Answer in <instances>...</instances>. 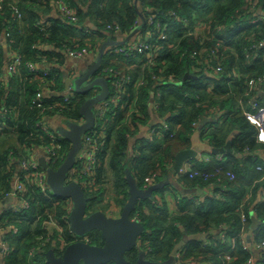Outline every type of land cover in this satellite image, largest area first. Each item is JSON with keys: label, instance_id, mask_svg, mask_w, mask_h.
Here are the masks:
<instances>
[{"label": "trees", "instance_id": "trees-1", "mask_svg": "<svg viewBox=\"0 0 264 264\" xmlns=\"http://www.w3.org/2000/svg\"><path fill=\"white\" fill-rule=\"evenodd\" d=\"M15 1L22 13L21 18L13 19L11 6L14 2L7 0L0 5V34L9 33L4 39L6 50L0 43V114L5 113L4 116L0 115V190L7 192L12 187L16 174L11 164L13 157L21 158V150L25 152L27 148L52 144L38 122L53 116L55 110L42 111V107L34 105L41 80L28 70L26 63L50 64L46 68L50 75L46 76L45 81L52 79L54 84L45 85L49 95H44L43 106H47L61 99L53 92L64 89V78L53 64L64 58L65 45L96 49L107 36H114L112 30L105 29L106 25H118L124 32L131 31L139 15V7L144 14L152 10L165 15L168 10L174 9L190 18L192 15L204 18L214 27L223 26L220 37L230 47L221 53L223 71L214 75L216 78L211 88L206 82L210 76L205 71L203 75L200 70L197 71L199 77H186V71L193 65L190 54L200 48L206 49L209 43L200 45L194 37H182L184 31L181 25L170 19L167 20L173 26L174 33L169 41L159 42L158 46L162 49L157 65L150 68L144 65L141 55H134L130 59L123 57L122 61L114 63L119 68L127 63L138 66V69L130 71L133 81L127 85L126 94L122 97V101L127 106L132 105L134 110L128 112L127 108L115 106L101 120L105 133L104 145L98 152L97 185L86 193L87 209L89 212H106L111 204L104 202L109 187L113 188L114 202L123 206L129 196L127 170L140 187H143L145 177L155 173L156 181L165 179L159 192L170 189V172L173 171L175 154L190 146L193 123L210 117L211 120L203 124L200 130L201 139L216 147H223L230 140L232 150L248 147L250 151L259 150V156H237L233 151L227 153L229 161L226 165L236 177H222L225 190L221 197L178 194L180 212L172 216L163 198L162 202L155 200L156 197L144 198L137 202L131 216L144 226L140 235L141 246L149 249L146 257L153 261L172 264V250L182 241L184 234L196 235V238H189L183 243V257L196 258L199 264H246L249 257L255 256L256 244L264 240V223L252 231L251 250L245 248L241 239L250 229L252 213L264 222V199L259 195L264 186V169L257 168L264 166V142L257 139L255 125L246 118L245 112L252 105L249 101L251 97L245 91L247 78L264 73V47L250 49L254 42L264 38V13H261L262 21L252 23V15L246 11L252 2L263 8L264 0H138V7L135 0H105V3L102 0H67L78 9L77 20L73 22L54 16V6L50 0L45 3L37 0ZM40 19L45 25L43 31L35 26ZM175 40H180L177 51L169 50V44ZM42 45L54 48L48 50ZM11 49H17L21 55V75L6 78L4 70ZM110 56L113 55L106 51L102 63H108ZM205 60L210 61V56L206 55ZM161 69L165 70L164 73L160 72ZM235 71L239 73L238 76L234 75ZM152 73L164 76L174 73L180 82L159 86L151 79ZM142 75L147 78V84L137 86L136 79ZM154 90H159L161 95L158 117H165L169 123L179 124L180 128L175 137L151 141L146 137L138 138L130 155V136H136L143 124L150 120V99ZM92 94V90L76 93L73 104L64 111V116L79 118L80 104ZM257 102L264 106V98ZM213 107L218 109L219 114L215 120L211 116ZM60 144L61 153L70 147V141L66 138H61ZM176 179L186 188H205L206 181L201 177L176 176ZM27 189L30 193L29 207L20 211L7 209L0 213V225L7 222L19 227V234L11 241L13 251L4 261L5 264H50L46 261L47 250L53 248L60 255L61 243L75 240L68 225L63 223L68 215V201L42 192L35 184H28ZM241 213L245 214V220ZM50 217L63 224L61 233L54 231L58 241L55 247L44 240L47 230L43 220ZM223 224H227V227L224 228ZM223 232L227 240L219 237ZM200 234L206 236L202 238L198 236ZM85 237L92 244L101 245L104 242L99 230H92ZM141 250L140 245L130 249L126 252V258L136 261ZM258 254V257H264V248L259 249ZM105 264L115 263L110 261Z\"/></svg>", "mask_w": 264, "mask_h": 264}, {"label": "built area", "instance_id": "built-area-1", "mask_svg": "<svg viewBox=\"0 0 264 264\" xmlns=\"http://www.w3.org/2000/svg\"><path fill=\"white\" fill-rule=\"evenodd\" d=\"M7 0H0V5ZM14 2L11 6L13 10V19L21 18L22 13L18 6L16 5L15 0H9ZM39 3H45L47 0H37ZM53 4L54 8H56L59 13L62 16V19L68 22H73L77 20V14L78 9L75 5L71 4L67 0H50ZM103 3H105V0H102ZM136 6L138 7L140 4L138 0H135ZM249 14L252 15L250 22L257 23L259 21L263 20V16L261 13H264L263 8L260 6L255 5L253 2L247 6ZM139 15L137 19L134 22L133 28L131 31L126 32L129 37L132 38V40H126V41H113L115 42L112 45H109L108 49L106 50L109 52V54H112L113 56L109 57L108 63H102L98 67L97 71L94 73L93 77H107L108 83H109V94L108 96L100 103L97 104V106L94 109L95 112V122L91 129H89L84 137L82 146L76 155V161L75 163L70 167L68 171V175L66 178V182L69 181H76L84 188L85 193L90 191V189H93L97 185V178H96V170L97 167L100 164V159L98 156V152L101 149V147L104 145V137L105 133L102 130L101 126V120L105 118V116L115 108V106L120 107L121 109L127 108L128 112H131L134 110V107L127 106L122 101L123 95L126 94V87L129 83L133 81V77L130 73L132 71L131 68L138 69L137 65H129L128 63L123 65V67L119 68L115 66V62H118L119 60L122 61L123 57H126L130 59V57L134 55H141L142 61H144V65H147L149 68L151 66L157 65L159 61V57L161 54V46H158L159 42L162 43L163 41L168 40L170 36L174 33L173 26H170L167 19H170L174 21L176 24L181 25L183 28V36L182 37H194L195 39L199 40L200 45H203L204 43H209V46L206 49H198L194 50L193 53L190 54V56L193 58V65H190L189 69L186 71V74H189L188 77H199L197 71L200 70L201 75L204 74V71L208 73L210 76L209 79H207L208 87L211 88L213 85L215 78L214 75L220 74L223 71V65H222V58L221 53L223 49L230 48L229 46L225 45L223 42L222 37H220V34H222V25L212 26L210 23H208L204 18L198 17L197 15H192L190 17L186 15H182L179 12H177L174 9H170L166 12L165 15L155 13L152 10L148 11L147 14H144L142 12V9L139 7ZM168 16V17H164ZM35 26L40 29L41 31L45 30V25L42 19L35 22ZM136 34L132 37L131 33L134 29H136ZM105 29L112 30L114 33L117 32H124L121 30V28L118 25H106ZM89 30V29H88ZM91 31V30H90ZM88 31V33H90ZM6 36H9L8 32H4L0 34V43L1 41H4L6 39ZM108 41H112L108 39ZM180 40H175L174 43L169 44V50H175L177 51L178 42ZM6 43V42H5ZM53 47V46H52ZM258 47H264V38L259 39L258 41L254 42L250 49H257ZM9 58L7 60L4 75L6 78L8 76H18L21 75V67H22V59L21 55L17 51V49H11ZM63 52L65 55L71 56V57H87L91 53L96 55V49H91L90 46H84L81 48H72L65 45ZM105 54V53H104ZM206 55L210 56V61H206ZM163 63H165L163 61ZM27 68L32 73L37 74L38 78L41 80V86L39 87L36 97L34 99V105L37 107H42V111L48 110V109H54L55 114L57 116H62L67 121V127L66 129H69V122L74 123H82L83 118L80 116L79 118H66L64 116V111L70 109L71 105L74 102L75 94L73 90L71 91V84L67 87L68 91L67 93H60L58 91L53 92L54 95H60L61 99L55 103L49 104L47 106H43L44 104V95L49 93L47 92L45 85H53L54 81L52 79H48L45 81V78L47 75H50V72L46 68H40L39 65H37L34 62H27L26 63ZM204 65H206V68L204 69ZM130 68V69H128ZM202 68V69H200ZM101 70V71H100ZM100 71V72H99ZM164 69H161L160 72L164 73ZM185 74V75H186ZM238 72H234V75L238 76ZM74 74H71L67 78L74 79L77 78L74 76V78H70ZM151 79L157 83V85L162 86L166 83H179V78L174 74L170 73L167 76H164V74H151ZM147 78H145V75L139 76L136 79V85H144L147 84ZM247 82V89L245 91L246 95L250 96V105H252V108L245 112L246 118L255 125L257 129L256 137L259 141L264 142V106L259 105L257 100H260V98H264V73L261 75H258L256 77H250L246 79ZM65 83V80H64ZM64 91V90H63ZM100 91L99 87L92 88L93 95L98 93ZM51 93V92H50ZM160 92L159 90L153 91L151 93V99H150V120L149 122H146L143 124L141 130L144 129L143 137H146L148 140H154V139H164L165 137H175V135L178 132V129L180 128L179 124L175 123H169L165 117H158V108L160 105ZM211 116H213V119H217L218 109L211 108ZM0 115L4 116L5 113H1ZM50 117V116H49ZM48 118V117H47ZM211 120V118H208ZM202 121V120H201ZM201 121H195L193 123L194 132L198 131L200 134V130L203 126ZM38 126L40 129L44 131V133L50 137L52 144L51 145H44L42 146V149L45 153V158L49 163V166L57 169L65 160L67 153L70 149H67L65 153H61L62 145L60 144V139L63 138L59 132L54 131L46 119L43 118V120L38 122ZM204 142H207L203 139H201ZM208 143V142H207ZM71 145V143H70ZM233 153L237 156H248L253 154H258L259 156V150L250 151L248 147H245L243 150L234 151ZM14 157L11 160V164L13 163ZM229 161V157L227 156V152H223L221 154H213L208 151H202L198 153V156H192L186 158L179 169V171L175 172L176 176H184L189 178L194 177H201L203 178L206 183L204 185L205 187V193L221 197L223 191L225 190V186L221 183L222 177L226 176L229 179H235L236 175L234 171L230 167H228L226 164ZM14 165V164H13ZM206 165H213V167H207ZM258 170L264 169L263 165H260L257 167ZM15 177L12 182V187L9 191H1L0 190V201L4 200L6 197H16L17 199V205L10 204V206H5L1 211L7 210V209H13L14 211H20L22 209H25L29 207L30 203V193L28 192V184H35L42 192L44 193H52L51 188L47 184L46 181V171L43 169L39 163V160H36L29 155H24L20 160V167L16 170L15 169ZM156 178V174L149 175L145 177V183L144 186L147 187L148 185L154 183L153 181ZM176 179V177H175ZM87 195V194H86ZM260 198L264 199V186L260 190ZM56 196V195H54ZM68 215L72 209L71 200L68 198ZM177 202H178V196H177ZM1 213V212H0ZM253 214V213H252ZM68 215L66 218L63 219V223H66L69 227V231L73 233V231L70 228ZM254 215V214H253ZM242 218L245 220L246 216L245 214L241 213ZM255 216V215H254ZM134 218V217H133ZM136 219V218H134ZM43 225L45 229L47 230V236L44 238L45 242H51L52 245H58L57 238L54 236V231H57V233H61L63 230V224L62 222H59L55 220L54 218L50 217L43 220ZM224 228L227 227V224H223ZM0 264H5V258L9 256L12 251L13 247L11 245V241L13 237L17 236L19 234V227L14 224H7L5 222L0 225ZM249 231L243 235V238L241 239V243L244 244L245 248L252 249V235L250 236V242L247 239V234ZM75 239L76 235L74 234ZM219 237L222 240H227L228 237L226 236L225 232L221 233ZM85 241H88V239L84 236L82 238ZM89 242V241H88ZM63 244L65 245L66 243ZM64 245L61 247L63 249ZM55 247V246H54ZM256 252H259V249L264 248V240L256 244ZM147 251L148 255V250ZM33 250L31 251V253ZM255 252V253H256ZM33 254V253H32ZM184 252L182 250V247L178 250L176 253L174 259L175 262H179L182 264H197L198 260L195 258H185L183 257ZM146 259L150 260L149 257H145ZM174 262V263H175ZM246 264H264V257H258L252 256L249 257Z\"/></svg>", "mask_w": 264, "mask_h": 264}, {"label": "water", "instance_id": "water-1", "mask_svg": "<svg viewBox=\"0 0 264 264\" xmlns=\"http://www.w3.org/2000/svg\"><path fill=\"white\" fill-rule=\"evenodd\" d=\"M136 29L131 33L133 37L136 34ZM114 44L113 41L102 43L94 68L90 73L79 76L73 87L76 93H85L94 87H99L100 91L95 95L85 99L80 104V113L83 118L82 123L69 122V129L62 128L59 133L63 138L70 141V149L63 163L54 169L49 166L45 157L39 159V163L46 171V181L52 190V193L58 197H63L71 200L72 209L68 215L70 228L73 233L78 237L64 245L62 253L57 255L54 249L46 251V261L50 264H105L113 261L115 264H167L165 262H157L145 258L147 251L141 250L136 261H130L126 258V252L130 249L137 247L138 239L144 231L143 224L132 218L131 214L140 199L151 198L153 191L163 186L161 183L151 184L145 188L139 187L135 177L127 170L126 179L128 182V199L122 207L120 216L113 217L108 215L105 211L97 210L89 212L87 209L88 197L84 188L76 181L66 182L68 171L76 161L85 133L91 129L95 122L94 109L98 103L102 102L109 94V83L107 77H94L86 86L82 83L89 78L90 74H94L101 64L103 55L106 52V45ZM6 47V43H3ZM45 49L53 50L52 46L45 45ZM58 51V49H57ZM186 76H190L186 74ZM71 79L65 77V85L69 86ZM208 118L202 119L201 123L208 122ZM231 141L228 140L223 147H216L210 143L204 142L200 138L198 131H195L190 137V146L181 149L175 154L173 163V170L179 171L182 162L192 156H198L202 151H208L213 154H221L223 152L232 153ZM12 199L8 196L4 201H0V207ZM251 226L247 239L250 242L252 231L261 225L263 222L256 216L251 214ZM99 230L104 242L101 245L92 244L83 240L84 236L92 231ZM187 240L185 237L182 241L178 242L173 250L172 255L175 257L182 244ZM174 264H182L175 262Z\"/></svg>", "mask_w": 264, "mask_h": 264}, {"label": "crops", "instance_id": "crops-1", "mask_svg": "<svg viewBox=\"0 0 264 264\" xmlns=\"http://www.w3.org/2000/svg\"><path fill=\"white\" fill-rule=\"evenodd\" d=\"M52 12H53L54 16H58V17L62 18L61 14L59 13V11L56 8H54ZM108 39H110L112 41H123V40L126 41L129 39L132 40V38L129 37V35L126 32H117V33H114V36L113 35L107 36V38L102 43L107 42ZM3 43H4V41H1L3 48L6 50L7 45L5 47ZM102 43L100 44V47H101ZM112 44H109V45H112ZM109 45L108 44L106 45V50L108 49ZM100 47L96 48V55H94L92 53L90 55H88L87 57H71L68 55H64V58L57 60V62L54 63L53 66L55 68H58V70L62 74L64 80H65V77H68L71 74H74V75L71 76L70 78H72V77L74 78V76H76V75H77L76 77H79V76L85 75L86 73L89 74L90 71L94 68ZM39 66L41 68H47L50 66V64L49 63H42ZM128 69H130V68H128ZM131 69H132V71L136 70L135 68H131ZM93 75L94 74H90L89 77H91V76L93 77ZM186 77H188V76H186ZM74 79H76V78H74ZM74 79H71V85H70L71 91L73 90V87H74V84H73ZM83 84H84V82L82 83V85ZM67 87L68 86H66L64 83V89H63L64 91H61L60 93H62V92L67 93L68 91H70L67 89ZM263 90H264V87H263ZM89 97H91V95H88L87 98H89ZM46 121L48 122L50 127L54 131H57V132H59L60 129L67 127L66 119L60 115L59 116H57V115L50 116V117L46 118ZM143 134H144V129H142V130L140 129L136 136H130V144H129V152H130L129 154L130 155L132 154L134 148L137 145V143H136L138 141L137 139L140 137H143ZM24 151L25 152H22V150H21V153H22L21 158L26 154L29 155L30 157L36 159V160H39L40 158L45 156V153H44L42 147H38V146H35L33 148L24 149ZM21 158H18V159L14 158V160H13L14 169L17 170L20 167ZM175 177H176L175 171L173 170L172 172H170V178H171V182H172L170 189H166L162 193L159 192V189H161V188L156 189L153 191V196L151 197V199L156 197L155 200H160V202H162V198H163V200L167 206L168 212L171 216L178 214L180 212V207H179L178 202H177L178 194H185V195H189V194L204 195V194H206L205 188H199V187H197V188H186L182 184H180L181 182L178 179H175ZM153 182L154 183H152V184L161 183L164 185L165 179L160 180V181L154 180ZM141 188H145V186L143 185V187H141ZM2 201H4V200H2ZM17 202L18 201H17L16 197H12V199L9 202H6L2 207H0V212L5 206H10V204L11 205L12 204L17 205L18 204ZM122 207L123 206H120V205L116 204L115 202H113L112 205L109 206V209L106 211V213L110 216L118 217L121 214ZM251 223H252V220H251ZM251 235H252V233H251ZM0 236H1V232H0ZM198 236H201L202 238H204L206 236V234H200ZM185 237L188 240L189 238H196V235L184 234L182 240ZM138 244L140 245L142 250L146 249V248H143V246H141L140 237L138 239ZM182 246H183V244H182ZM255 254H256V256L259 255L258 252H256ZM146 256H147V252L145 254V257ZM174 262H175V259H174V256L172 255L171 263L174 264ZM197 264H199V262Z\"/></svg>", "mask_w": 264, "mask_h": 264}, {"label": "rangeland", "instance_id": "rangeland-1", "mask_svg": "<svg viewBox=\"0 0 264 264\" xmlns=\"http://www.w3.org/2000/svg\"><path fill=\"white\" fill-rule=\"evenodd\" d=\"M90 43H93V42H90ZM94 79V77H89L88 79H86L85 81H84V84H83V86H86L91 80H93ZM75 82H76V79H74L73 80V84H75ZM112 187H109L108 188V192H107V196H105V199H104V202L105 203H108V204H110V205H112V203L114 202V200H113V198H112ZM109 205V206H110ZM109 209V207L106 209V211ZM64 244H63V242L61 243V246L60 247H62Z\"/></svg>", "mask_w": 264, "mask_h": 264}, {"label": "flooded vegetation", "instance_id": "flooded-vegetation-1", "mask_svg": "<svg viewBox=\"0 0 264 264\" xmlns=\"http://www.w3.org/2000/svg\"><path fill=\"white\" fill-rule=\"evenodd\" d=\"M90 90H92V89H90ZM74 235V234H73ZM51 249H53V248H51Z\"/></svg>", "mask_w": 264, "mask_h": 264}]
</instances>
